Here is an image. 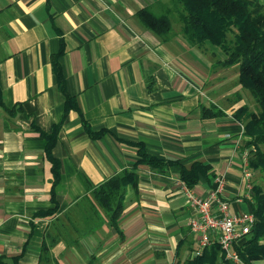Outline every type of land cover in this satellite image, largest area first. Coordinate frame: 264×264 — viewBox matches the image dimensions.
<instances>
[{
    "label": "crops",
    "instance_id": "0c3cea01",
    "mask_svg": "<svg viewBox=\"0 0 264 264\" xmlns=\"http://www.w3.org/2000/svg\"><path fill=\"white\" fill-rule=\"evenodd\" d=\"M171 4L0 0V87L8 107L22 106L14 116L0 107V264H88L93 257L94 264H176L192 258L197 242L180 166L134 168L133 142L188 167L204 162L207 176L192 189L207 196L224 176L230 212L251 210L243 171L247 137L235 117L251 99L237 67L214 66L225 57L218 47L190 45L180 33L163 41L136 15L145 7L166 13ZM61 49L65 88L80 110L68 112L52 149L60 162L53 188L47 140L32 125L50 133L65 111L52 63ZM212 106L222 115L204 118L203 107ZM84 118L93 131L106 133L91 137ZM126 168L138 173L139 188H128L117 229L87 198Z\"/></svg>",
    "mask_w": 264,
    "mask_h": 264
},
{
    "label": "trees",
    "instance_id": "16d2710c",
    "mask_svg": "<svg viewBox=\"0 0 264 264\" xmlns=\"http://www.w3.org/2000/svg\"><path fill=\"white\" fill-rule=\"evenodd\" d=\"M168 12L157 14L151 8L140 9L136 15L148 29L155 32L163 41L180 33L190 45L198 47L216 46L224 58L216 60L215 67H237L239 84L249 90L255 102L250 106L244 104L235 112V117L242 121L247 140L244 148L250 149L249 166L255 170L264 171V4L258 0H171ZM177 19V27L173 28V19ZM63 49L52 56L54 70L59 84L66 95L65 111L50 133L41 130L35 124L32 128L41 133L47 140L46 154L52 162L54 172L53 188L60 178V162L54 157L52 149L55 146L62 125L71 109L80 110L76 97L67 92L59 58ZM0 107L14 116L22 106L8 107L4 101L0 87ZM215 106L203 107L204 118L222 115ZM84 127L93 138H99L106 132H95L89 123L83 119ZM138 148V160L134 168L141 164L154 169L163 170L167 166H180V179L190 188H194L202 177L207 176V166L196 161L186 166L179 159H163L150 154L144 142H133ZM254 148V149H253ZM133 169H123L109 179L92 188L89 199L93 212L105 213L108 224L119 229V220L125 209L126 195L129 187L136 191L139 188V175ZM251 182L253 183V177ZM253 196L251 210L256 220L247 239L236 247L241 257L253 262L264 264V188L262 185H252ZM90 189V188H89ZM54 195V189H53ZM65 230V229H64ZM76 242V241H75ZM78 242H76L77 244ZM183 243V241H182ZM48 251L47 242L43 244L42 252ZM95 258L88 264H94ZM223 254L219 243L207 246L201 255L178 261L176 264H220Z\"/></svg>",
    "mask_w": 264,
    "mask_h": 264
},
{
    "label": "built area",
    "instance_id": "2783aa9c",
    "mask_svg": "<svg viewBox=\"0 0 264 264\" xmlns=\"http://www.w3.org/2000/svg\"><path fill=\"white\" fill-rule=\"evenodd\" d=\"M249 155L250 149H246L243 153V171L248 189L247 197L252 199L253 172L249 166ZM215 183L216 186L209 190L207 196H201L182 181V192L192 208L189 227L197 242L192 255H201L207 246L217 242L223 254L220 264H253L244 260L236 247L250 234L256 220L255 214L252 210L232 214L228 200L223 198L225 177L219 176Z\"/></svg>",
    "mask_w": 264,
    "mask_h": 264
},
{
    "label": "rangeland",
    "instance_id": "374dc122",
    "mask_svg": "<svg viewBox=\"0 0 264 264\" xmlns=\"http://www.w3.org/2000/svg\"><path fill=\"white\" fill-rule=\"evenodd\" d=\"M173 28H174V30L176 29V27H177V19L176 18H174L173 20ZM243 88V87H242ZM248 95H249V97H250V99H251V102H250V105H254V103H253V101L255 102V99H254V97H253V95L251 94V92L249 91V90H247V89H243ZM257 185V184H260V185H262L263 186V188H264V171H261V170H255V172L253 173V183H252V185ZM248 211H250L249 209H248ZM263 264V263H262Z\"/></svg>",
    "mask_w": 264,
    "mask_h": 264
}]
</instances>
